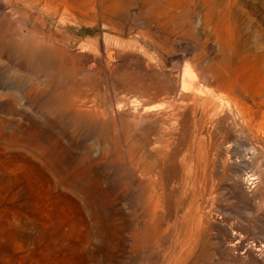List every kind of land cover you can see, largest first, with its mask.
Wrapping results in <instances>:
<instances>
[{
	"label": "rangeland",
	"instance_id": "374dc122",
	"mask_svg": "<svg viewBox=\"0 0 264 264\" xmlns=\"http://www.w3.org/2000/svg\"><path fill=\"white\" fill-rule=\"evenodd\" d=\"M0 264H264V0H0Z\"/></svg>",
	"mask_w": 264,
	"mask_h": 264
},
{
	"label": "bare ground",
	"instance_id": "6f19581e",
	"mask_svg": "<svg viewBox=\"0 0 264 264\" xmlns=\"http://www.w3.org/2000/svg\"><path fill=\"white\" fill-rule=\"evenodd\" d=\"M164 8V7H163ZM164 10V9H163ZM166 12V11H165ZM168 14V13H167ZM108 21V20H107ZM116 51L114 49H110L108 48L107 49V55L108 57H111V58H114V55H115Z\"/></svg>",
	"mask_w": 264,
	"mask_h": 264
},
{
	"label": "water",
	"instance_id": "95a60500",
	"mask_svg": "<svg viewBox=\"0 0 264 264\" xmlns=\"http://www.w3.org/2000/svg\"><path fill=\"white\" fill-rule=\"evenodd\" d=\"M115 57H116V56L114 55V60H115Z\"/></svg>",
	"mask_w": 264,
	"mask_h": 264
}]
</instances>
